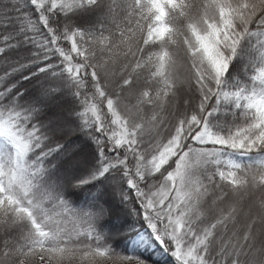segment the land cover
<instances>
[{
	"label": "snow or ice",
	"instance_id": "snow-or-ice-1",
	"mask_svg": "<svg viewBox=\"0 0 264 264\" xmlns=\"http://www.w3.org/2000/svg\"><path fill=\"white\" fill-rule=\"evenodd\" d=\"M145 246L264 264V0H0V264Z\"/></svg>",
	"mask_w": 264,
	"mask_h": 264
},
{
	"label": "trees",
	"instance_id": "trees-1",
	"mask_svg": "<svg viewBox=\"0 0 264 264\" xmlns=\"http://www.w3.org/2000/svg\"><path fill=\"white\" fill-rule=\"evenodd\" d=\"M37 39H40V37H37ZM77 143L84 144L85 147L89 149V151H91L94 148V146L91 145V142L87 141L86 137L84 136H80ZM113 200L115 203L114 210L119 218L109 220L107 222V226L114 228L115 226L123 225V227H121L120 229L121 231H123V229L128 226V223H130L133 220V217L130 214V207H132V205L131 204L126 205L122 203L118 197H114ZM68 227L71 228L72 225L68 224ZM121 247L127 250L126 244L122 243ZM133 251L139 255H142L145 258L151 259L152 264H175V261L173 260V258L165 254L162 250H160L158 246L155 248H149L145 246L143 249L137 247V248H134Z\"/></svg>",
	"mask_w": 264,
	"mask_h": 264
},
{
	"label": "bare ground",
	"instance_id": "bare-ground-1",
	"mask_svg": "<svg viewBox=\"0 0 264 264\" xmlns=\"http://www.w3.org/2000/svg\"><path fill=\"white\" fill-rule=\"evenodd\" d=\"M112 203H113V207H114L115 206L114 200L112 201Z\"/></svg>",
	"mask_w": 264,
	"mask_h": 264
},
{
	"label": "rangeland",
	"instance_id": "rangeland-1",
	"mask_svg": "<svg viewBox=\"0 0 264 264\" xmlns=\"http://www.w3.org/2000/svg\"><path fill=\"white\" fill-rule=\"evenodd\" d=\"M89 150V149H88Z\"/></svg>",
	"mask_w": 264,
	"mask_h": 264
}]
</instances>
